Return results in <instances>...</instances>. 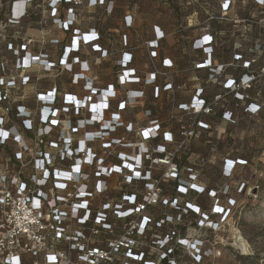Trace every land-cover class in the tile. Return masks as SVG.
<instances>
[{"label":"built area","instance_id":"built-area-1","mask_svg":"<svg viewBox=\"0 0 264 264\" xmlns=\"http://www.w3.org/2000/svg\"><path fill=\"white\" fill-rule=\"evenodd\" d=\"M251 2L264 8V0ZM63 3L70 6L65 17L61 18ZM234 3L233 0H224L221 15L209 20L215 19L221 25L237 22V17L228 19L225 14ZM246 4H249L248 0ZM46 5L49 15L44 12ZM104 5L105 0H43L41 3L13 0L7 24L0 26L2 33L6 28L19 27L23 20L30 19L31 11L42 13L37 28L28 31L30 36L25 44H7L15 60L0 61V104L6 105L0 113V264H216L217 246L222 244L226 233L224 220L237 203L232 198L223 206L222 198L233 192L229 185L234 181L223 183L209 192L214 202L209 214L197 206L185 205L184 214L190 210L199 217L198 228L186 237L178 232L164 237L158 234V230L180 223L181 216L177 220L166 216L153 222L147 207L158 204L161 180L177 181L182 193L188 190L204 192V188L196 183L199 175L192 170L187 171L190 182L179 179L182 170L174 161L175 155L194 137L196 128H208L204 119L213 117L216 107L226 98L244 105L243 112L249 122L264 114V94L256 90L257 84H264V64L259 66L257 59L245 61L240 53H235L228 64L216 63L213 60V35L207 26V33L193 46L195 51L205 55V60L195 69L207 70L210 80L222 77L229 68H241L244 72L227 79L223 93L205 98L204 90L198 88L190 104L178 105L179 112L193 117L192 123L179 134L175 152L169 153L159 146L151 153L146 141L157 138L158 123L137 127V124L134 126L123 119L127 107H144V93L130 89L119 92L114 85L103 88L100 76L93 69V65L113 61V56L96 43L99 33L93 26L85 25L83 17L87 9ZM113 9L114 3L108 2L106 14L110 16ZM256 13L251 9L249 15L255 16ZM125 19L127 27H131L132 16L127 15ZM254 24L264 31V21ZM76 25L79 28L72 29ZM71 30V43L63 46ZM155 33L156 39L145 43L152 59L156 58V48L163 39L158 28ZM36 45L40 51L33 54L30 50ZM48 46H53V50ZM254 50L259 53L262 45L256 44ZM81 51L91 52L93 57L81 61L74 56ZM51 57L54 61L50 60ZM132 59L130 52L123 51L116 61L121 68L116 75L119 87L141 80L136 70L129 67ZM164 67L172 69L174 63L165 60ZM151 69L149 66L141 70L146 84L154 82L155 73ZM54 71L57 74H53ZM65 75L73 79L77 94L65 93L59 106L55 86L45 94L37 92V84L43 78L55 79ZM32 79L35 80V87H31L36 98L34 111L23 104L17 105L19 90L29 85ZM171 88L169 84L165 90ZM254 90L256 93L252 96L250 92ZM23 96L27 100L30 95ZM113 103L115 108H112ZM14 106L16 112L11 116ZM72 113L75 125L70 118ZM142 117L138 116V120ZM219 119L218 139L224 134L222 125L237 126L239 123L237 116L230 111L221 112ZM16 121L29 135L27 138L18 129ZM120 128L134 134L138 140L127 142L125 138L113 137ZM164 140L171 143L173 137L165 133ZM260 160H264V147ZM145 162L149 163L148 166ZM247 166V162L241 159L226 160L224 176H236L235 169ZM156 171L161 177L152 179V172ZM115 176L120 179L119 184L126 186L150 181L145 185L142 202L136 194L127 192L112 200L111 193L119 187L108 180ZM237 184L247 192L251 190L245 183ZM244 192L236 191V194ZM163 204L180 210L176 201H164ZM119 222L122 225L118 228L116 223ZM179 248L181 252L177 255Z\"/></svg>","mask_w":264,"mask_h":264},{"label":"trees","instance_id":"trees-1","mask_svg":"<svg viewBox=\"0 0 264 264\" xmlns=\"http://www.w3.org/2000/svg\"><path fill=\"white\" fill-rule=\"evenodd\" d=\"M13 0H0V26L7 24V19L10 14V7ZM114 3V9L110 16L106 14V6L108 2ZM249 4H246L247 0H238V3L232 4L226 11V17L228 19L237 20L231 23L221 25L214 18L221 15L222 7L221 2L211 12L207 13L208 18L206 24L197 34L187 39L183 37H174L172 43L169 41V33L163 29L160 25L155 24L151 27L150 32L139 33L135 26L133 19V25L127 27L126 14L124 13L120 20L117 22V3L116 0H105L104 6H96L87 9L83 17V23L85 25L93 26L99 33V40L96 42L104 51L113 56V61L101 62L100 65H93V69L100 76L103 83L102 87L107 88L108 85H114L119 92H125L130 89L134 92L144 93V107H138L131 109L129 107L123 112V119L126 123L136 124L137 127H149L152 122H157L160 129L156 139H149L146 141V146L149 151H152L159 146L166 149L167 152H175L177 149V143L180 140L179 134L186 130L192 123L193 117L185 112H179L177 110L180 104H190L191 99L195 91L199 89L204 90L205 98L213 97L217 94L223 93V84L229 78L237 77L244 71L241 68H229L222 77H215L213 80L209 79V73L207 70H196L195 66L202 63L205 60V55L201 51H195L193 49L194 43L197 39H200L207 32V26L210 27L213 35V60L219 64H228L232 61L235 53H240L244 56L245 61L257 59L260 63L259 66L264 64V31L261 27L254 24L256 21H264V8H258L252 4V0H248ZM43 0H37V3H41ZM235 2V1H234ZM70 5L63 3L60 6V17L64 18L66 10ZM256 10L255 16H250V10ZM45 14L49 15L48 6H45ZM42 17V13L35 14L31 11V18L23 20L19 27H8L2 33H0V61L1 60H15L13 53L8 50L7 44L11 43L14 46H21L26 43V39L30 34L28 31L33 28H37L38 22ZM250 20L248 23H244V20ZM74 28H79L78 25ZM158 28L162 34L163 39L159 41L156 48V58L152 59L149 50L145 47V43L156 39L155 30ZM72 30L67 33V37L63 43V46H69L71 43ZM126 39V43L124 40ZM126 44V45H125ZM256 44L262 45V51L256 53L254 46ZM53 46H48V49L53 50ZM30 50V49H29ZM33 54H38L40 47L36 45L30 50ZM128 51L132 54V62L130 68L136 70L138 77L141 78L139 83H132L127 87H119L116 81V75L120 72L121 68L117 65L116 61L121 58V53ZM47 53V52H46ZM74 56L81 61L92 58L91 52L81 51V53H74ZM51 61L54 59L51 57ZM169 60L174 63L172 69L164 67V61ZM240 65L242 62L239 63ZM152 66V71L155 73V79L152 84H146L142 71L146 67ZM142 70V71H141ZM112 73V78L108 77V74ZM53 74H57L54 71ZM164 74V75H163ZM73 79L65 75L59 78H43L37 84V92L45 94L53 86L57 88V106L63 103L62 97L66 94H77L75 86L73 85ZM172 85L170 90H165L167 85ZM261 85H263L261 87ZM28 86V87H27ZM19 90L17 99V105L23 104L28 110L36 108L35 94H32L31 87H35V80L32 79L31 83ZM158 89L159 95L156 96V90ZM256 90L262 91L264 94V84H257ZM256 90L250 92L253 96ZM23 95H30L27 100ZM16 105V106H17ZM16 106L11 110V116L16 112ZM5 104H0V113L4 111ZM112 108H115L113 103ZM244 105L240 102L233 100L232 98H226L220 103L215 110V115L210 118L204 119V123L208 125L207 129L196 128L194 137L185 144V146L179 150L175 155V163L182 170L179 179L190 182L188 170H192L193 173L199 175L196 183L204 188L203 193H197L192 190H188L187 193H182L178 190V182L173 180H161L160 189L161 195L157 205L147 207V212L151 216L153 222H157L164 219L166 216L173 217L177 220L180 215V223L174 226L165 227L157 231L161 236L172 235V233L178 232L180 236H189L198 228L197 221L199 217L194 212L188 211L183 213V208L187 203L197 206L203 213L209 214L213 200L210 198L209 192L215 190L219 185L223 183H231L237 181L239 183H245L247 189H250L252 184L249 183L244 177L249 168H252L254 159L259 160L262 154V150L255 156H249L246 154H237L238 147L236 149L232 146L240 144V136L246 129H249V125L258 123L260 120L264 121V114L254 118L251 122L247 119L243 112ZM223 111H230L237 116L239 123L237 126L222 125L224 134L218 139L220 130V113ZM143 117L138 120V116ZM73 125H75V118L73 113L70 115ZM16 125L24 137L29 135L23 131L21 123L16 121ZM169 133L172 135L173 140L171 143H166L164 140V134ZM113 137L125 138L127 142H134L138 140L134 134H129L124 128H120L114 134ZM229 145H232L229 148ZM219 147H223V152L218 154ZM202 149V150H201ZM213 154L209 158V153ZM208 154V155H207ZM159 157L160 155H152ZM241 159L247 162V167L243 176L226 178L224 176L225 161L226 160H238ZM148 162L145 165L148 166ZM57 165V164H56ZM161 177L160 172H152V179H158ZM119 178L113 177L108 181L110 184L117 185L119 190L112 192L110 197L112 200H116L122 193L136 194L139 202H142L143 196L146 193V183L150 181H140L134 183L131 186L119 184ZM253 187V186H252ZM247 195V190L243 194L237 195V200ZM164 201L172 203L177 202L180 210L172 208L170 205L164 206ZM118 228L122 225V222L116 223ZM178 230V231H177ZM173 245V244H172ZM181 249H177L178 255ZM166 264V262H161Z\"/></svg>","mask_w":264,"mask_h":264},{"label":"rangeland","instance_id":"rangeland-1","mask_svg":"<svg viewBox=\"0 0 264 264\" xmlns=\"http://www.w3.org/2000/svg\"><path fill=\"white\" fill-rule=\"evenodd\" d=\"M224 0H116L117 22L125 13L132 16L139 33L150 32L153 25L158 24L165 29L172 43L174 37H192L206 24L207 13L213 11ZM238 3V0H233ZM236 3V4H237ZM88 26V25H87ZM64 68H67L64 66ZM111 78H112V73ZM240 136V144L229 145L236 149L237 154L255 156L264 147V121L249 125ZM85 138L83 139L84 143ZM219 147L218 154L223 152ZM202 150V149H201ZM213 153H209V158ZM208 155V154H207ZM258 159V158H257ZM254 159L252 168L248 169L245 179L249 181L248 190L242 200H237L236 191H245L237 182L229 185L234 190L222 198L226 206L229 199L237 203L227 216L225 214V236L222 244L217 246L216 264H264V160ZM245 169H235L237 177L243 176ZM254 188H253V187ZM241 237L246 243V251L239 246L237 239ZM240 239V238H239ZM238 239V240H239Z\"/></svg>","mask_w":264,"mask_h":264},{"label":"bare ground","instance_id":"bare-ground-1","mask_svg":"<svg viewBox=\"0 0 264 264\" xmlns=\"http://www.w3.org/2000/svg\"><path fill=\"white\" fill-rule=\"evenodd\" d=\"M239 241H243V243H242V247H243V249L246 251V243L244 242V240L240 238Z\"/></svg>","mask_w":264,"mask_h":264},{"label":"snow or ice","instance_id":"snow-or-ice-1","mask_svg":"<svg viewBox=\"0 0 264 264\" xmlns=\"http://www.w3.org/2000/svg\"><path fill=\"white\" fill-rule=\"evenodd\" d=\"M225 6H227V5H225ZM6 135V134H5ZM145 135H147V133H145ZM171 137H169V139H170ZM137 175H139V173H137Z\"/></svg>","mask_w":264,"mask_h":264},{"label":"crops","instance_id":"crops-1","mask_svg":"<svg viewBox=\"0 0 264 264\" xmlns=\"http://www.w3.org/2000/svg\"><path fill=\"white\" fill-rule=\"evenodd\" d=\"M110 76H111V74L109 73V74H108V77H110Z\"/></svg>","mask_w":264,"mask_h":264}]
</instances>
